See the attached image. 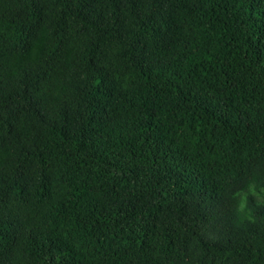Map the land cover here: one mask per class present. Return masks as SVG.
Returning <instances> with one entry per match:
<instances>
[{
    "label": "trees",
    "instance_id": "trees-1",
    "mask_svg": "<svg viewBox=\"0 0 264 264\" xmlns=\"http://www.w3.org/2000/svg\"><path fill=\"white\" fill-rule=\"evenodd\" d=\"M263 189L264 0H0V264H264Z\"/></svg>",
    "mask_w": 264,
    "mask_h": 264
},
{
    "label": "rangeland",
    "instance_id": "rangeland-1",
    "mask_svg": "<svg viewBox=\"0 0 264 264\" xmlns=\"http://www.w3.org/2000/svg\"><path fill=\"white\" fill-rule=\"evenodd\" d=\"M252 191H254V190H252ZM263 191H264V189H263ZM263 193H264V192H263ZM258 196H259V195H258ZM259 198H262V196L260 195Z\"/></svg>",
    "mask_w": 264,
    "mask_h": 264
}]
</instances>
